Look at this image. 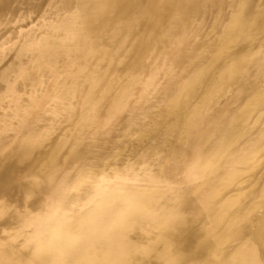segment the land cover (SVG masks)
I'll return each mask as SVG.
<instances>
[{
	"label": "bare ground",
	"instance_id": "obj_1",
	"mask_svg": "<svg viewBox=\"0 0 264 264\" xmlns=\"http://www.w3.org/2000/svg\"><path fill=\"white\" fill-rule=\"evenodd\" d=\"M146 175L187 218L131 216L126 264H264V0H0V264L59 185Z\"/></svg>",
	"mask_w": 264,
	"mask_h": 264
},
{
	"label": "clouds",
	"instance_id": "obj_2",
	"mask_svg": "<svg viewBox=\"0 0 264 264\" xmlns=\"http://www.w3.org/2000/svg\"><path fill=\"white\" fill-rule=\"evenodd\" d=\"M32 189L40 185L39 178L28 177ZM157 183L146 175L133 188L123 176L90 180L85 198L72 201L69 192L59 185L56 191L27 213L20 238V248L31 253L28 264H126L119 250L127 240L131 216L159 223L168 231L186 221L182 210L185 186L170 191V206L159 211H146L138 189L143 182ZM30 199L34 191L28 193ZM103 252V257L90 253ZM80 257L79 260L76 258ZM165 264H182L167 257ZM237 264H249L238 259Z\"/></svg>",
	"mask_w": 264,
	"mask_h": 264
}]
</instances>
